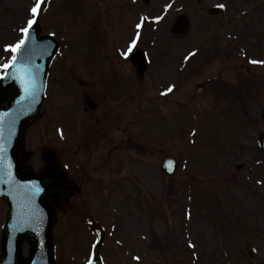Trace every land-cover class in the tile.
I'll return each instance as SVG.
<instances>
[{
    "label": "rangeland",
    "instance_id": "374dc122",
    "mask_svg": "<svg viewBox=\"0 0 264 264\" xmlns=\"http://www.w3.org/2000/svg\"><path fill=\"white\" fill-rule=\"evenodd\" d=\"M34 1L0 0V74L5 71L2 65L14 55L6 46L22 39L21 29L26 27L31 16L28 8ZM218 1L45 0L41 5L45 13L40 19L42 31L53 33L61 41L62 49L49 72L46 110L27 130L26 146L36 150L33 166L38 168L43 146L62 148V131L79 134L84 128L82 132L90 148L97 147L99 142L111 141L105 145L106 149L97 150L95 162L103 161L105 153L116 145L111 149L109 164L98 170H109L116 180L112 195L120 220L118 235L133 243V248H137L134 244L142 226L146 237L141 239V249L127 256L116 250L117 237L110 239L113 244L107 245L110 250H106L105 257L112 264H264V166L256 165L257 158L264 162V156L256 157L252 148L247 153L242 151L245 144L253 146L258 131L264 130V125L255 129L248 127L252 125L248 113L258 115L262 123L263 110L259 103H264L261 100L264 95L254 93L258 90L250 87L248 75L238 79L234 70L223 71L224 59L219 62L214 59L210 64L219 47L213 31L207 28L260 27V19L256 21L260 13L242 20L236 18L241 17L236 8L225 15V21L218 15L211 19L205 7ZM180 13L187 14L194 27L191 33L175 37L170 33V26ZM141 17H146V22L137 28ZM136 33L140 35L135 48L145 49L152 60V67L142 80L132 75L133 68L122 54ZM194 49L192 62L189 54ZM157 56L159 62L154 60ZM160 64H163L161 70ZM244 71L240 68V72ZM119 72L120 75H113ZM216 72L238 83L234 87L224 86L225 92L214 91L207 81ZM121 73L128 77L125 81L129 95L122 92ZM201 82L204 86L199 88ZM241 83L243 87L232 101L231 91L234 89L236 93ZM172 85L175 86L172 92L163 95ZM105 89L114 95V100ZM252 96L257 100L254 107L236 103L235 99L245 102ZM87 99L96 101V111L87 109ZM96 118L109 127L112 125L104 137L102 123L92 122ZM70 137L80 142L73 135ZM68 149L75 155L80 154L73 144ZM171 156L178 159L179 170L169 178L162 173L160 165L164 158ZM245 161L247 168L239 173L236 167ZM95 193L81 192L72 202L75 212L58 214L55 229L59 264H79L84 256L85 245L92 237L83 225L78 227L74 217L80 211L82 200L101 199L102 192L100 197L92 195ZM229 197L236 202L237 209L225 207ZM7 211V204L0 201V240ZM241 222L244 228L248 226L252 230L249 235L244 232V238L246 244L249 241L255 246V259L249 258L245 246L242 249L239 244ZM151 227L152 232L146 230ZM245 230L249 232L247 227ZM85 236L89 240L84 241ZM189 237L196 241L198 248L199 244L207 248L208 257L201 254L195 262L192 253L185 259L182 253L173 250L180 243L187 244ZM161 240L162 247L168 245L165 251L156 250ZM29 249L30 244L24 241L23 256L28 255ZM136 256L140 257L139 261L134 259Z\"/></svg>",
    "mask_w": 264,
    "mask_h": 264
},
{
    "label": "water",
    "instance_id": "95a60500",
    "mask_svg": "<svg viewBox=\"0 0 264 264\" xmlns=\"http://www.w3.org/2000/svg\"><path fill=\"white\" fill-rule=\"evenodd\" d=\"M188 29L187 18L180 16L174 31L183 33ZM38 33L37 27L31 28L16 64L1 79L0 198L11 209L4 227L0 264H54L51 230L55 214L50 201L66 208L68 197L74 194L64 171L57 169L58 159L53 152L44 153L47 168L40 173L31 172L21 161L23 136L26 127L42 113L47 68L57 49L56 42L50 37L39 38ZM21 65H26L28 71H17ZM4 102L9 103L8 109L2 106ZM25 238L32 249L29 257L22 259L21 243Z\"/></svg>",
    "mask_w": 264,
    "mask_h": 264
},
{
    "label": "snow or ice",
    "instance_id": "6c2138e0",
    "mask_svg": "<svg viewBox=\"0 0 264 264\" xmlns=\"http://www.w3.org/2000/svg\"><path fill=\"white\" fill-rule=\"evenodd\" d=\"M43 3H45V0H36L35 4L30 9V12L32 14V18L27 21V26L21 29V32L25 34L24 37L22 39H20L15 45H7L6 46V50H10L12 53H17V52H19L22 49V47L26 43V40L28 38V33H29L30 29L37 22L36 21V17L39 15V13L41 11V5ZM170 6L171 5H169V7ZM220 7H225V6L224 5H220ZM157 19H159V17H157ZM143 21H144V18L141 17V23H137L136 27L137 28L142 27ZM139 35H140L139 33H136V37L131 41V44L128 46L127 51L122 53L124 56H128L133 51V49L136 47L137 41L139 39ZM193 55H195V53H190L189 54V56H193ZM186 59H188V57H186ZM16 61H17V56L16 55H12L10 61L8 63L3 64L2 67L7 69V68L15 65ZM250 63H252V64H264V61L251 60ZM17 71H20V72L23 73V72L28 71V69H27L26 65H21L17 69ZM174 87H175L174 85L169 86L165 90V92L162 93V94L163 95H167L168 93L172 92ZM0 151H3V149L0 148ZM36 190L40 191L41 189L37 188ZM193 247H194V245H193ZM134 259L139 261L140 257L136 256V257H134ZM87 264H93V259L91 257L88 258Z\"/></svg>",
    "mask_w": 264,
    "mask_h": 264
}]
</instances>
